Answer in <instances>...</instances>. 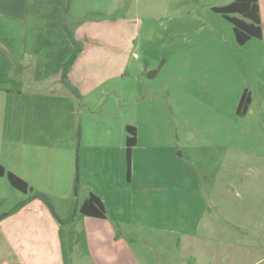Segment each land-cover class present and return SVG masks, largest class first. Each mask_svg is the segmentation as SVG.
Masks as SVG:
<instances>
[{
  "label": "rangeland",
  "instance_id": "1",
  "mask_svg": "<svg viewBox=\"0 0 264 264\" xmlns=\"http://www.w3.org/2000/svg\"><path fill=\"white\" fill-rule=\"evenodd\" d=\"M230 1L71 0L64 20L80 49L67 75L80 95L58 80L59 62L68 61L75 49L61 26L60 16L58 24L54 21L52 29L45 30V40L52 41L46 46L50 49L48 62L40 64L30 77L21 75L20 85L25 89L20 95L21 122L10 125L8 133L13 132L14 137L9 143L2 141L0 127V162L32 183L35 167L60 164L54 157L58 155H52L51 165L41 161V152L65 150L62 142L48 140V137L65 133L67 127L63 125L72 122L74 193H77L86 153L89 155L100 148L106 150L112 140L117 148L125 121L148 124L146 106L141 105L139 97L145 95L156 100L152 103L149 99L148 113L153 116L151 122L164 130L167 124L160 120L166 115L162 99L163 96L166 99L167 94L161 92L171 91L174 98L177 93L179 141L185 143L190 157L188 166L180 168L179 180L198 181L207 170L212 173L203 175L204 181L255 182L257 185L253 188L231 185L227 191L230 198L241 196L243 204L242 207L228 206L231 209L228 228H232L231 223L238 224L237 229L242 226L244 231L253 228L255 236H244L243 240L245 245L253 244L254 248L248 254L245 252L242 260H259L264 264V132H261L264 125L254 122L253 119L262 120L256 110L243 116L236 112L241 82L252 79L251 55L256 51L263 54L264 48L258 37L244 45L238 44L233 23L210 9V5ZM175 6L179 10L174 13ZM212 20H215L212 26L205 24ZM210 31L218 33L219 40L206 37ZM204 54L210 61L202 64ZM155 69L159 72L151 76L150 71ZM26 99L35 103L28 116L34 119V125L22 120L27 116V110L22 109ZM108 129H112V135L107 133ZM216 134L227 143L222 146V151L226 148L222 164L227 168L221 172L220 156L213 147ZM209 135L210 140L205 141ZM37 192L36 188L20 191L7 177H0V215L15 209ZM252 201L256 202L253 206ZM252 209L256 218L251 215ZM257 246L259 253L255 252ZM2 258L4 255L0 253V261Z\"/></svg>",
  "mask_w": 264,
  "mask_h": 264
},
{
  "label": "crops",
  "instance_id": "2",
  "mask_svg": "<svg viewBox=\"0 0 264 264\" xmlns=\"http://www.w3.org/2000/svg\"><path fill=\"white\" fill-rule=\"evenodd\" d=\"M70 2L0 0V127L5 143L14 137L13 132L8 133L10 125L21 122L20 95L25 91L20 85L21 75L30 77L40 64L48 62L50 49L46 46L52 41L45 40V30L52 29V23L56 21L58 24V18L62 16L61 26L67 32L65 26H69L64 18ZM214 6L223 5H210L212 11ZM259 6L263 30L260 39L264 48V0H259ZM178 10L175 6L174 13ZM205 24L212 26L215 20ZM217 34L210 31L206 37L219 40ZM262 53L256 51L251 55L252 79L242 80L240 97L245 90L250 92L252 101L248 111H258L262 120H253L264 125ZM204 56L202 64L210 61ZM35 59L37 62L33 67ZM66 62L60 61L57 68L60 70L58 80L64 86L61 79ZM161 93L167 94L166 99L164 96L162 99V110L166 115L160 120L167 124L164 130L151 122L153 116L148 113V106L156 100L141 95L139 99L141 105L146 106L144 112L148 124L142 126L125 121L124 134L115 145L117 148L112 140L106 150L100 148L89 155L86 153L77 193H74L76 172L72 164L75 149L72 122L63 125V128L67 127L65 133L48 137V140L62 142L65 150L41 152V161L51 165L52 155H58L54 157L60 164L35 167V177L29 179L32 183H28L50 195L53 210L40 198L29 196L19 207L0 215V253L4 255L0 264H260L259 260H242L245 252L248 254L254 248L253 244L245 245L243 237H254L256 231L253 228L244 231L242 226V230L237 229L236 223H231L232 228H228L231 210L228 206L243 205L241 196L238 199L228 196L230 186L253 188L257 184L204 181L202 176L212 173L207 170L201 173L198 181H180V168L188 166L190 157L185 143L179 141L178 96L176 93L174 98L167 90ZM30 101L34 100L22 102V109L27 110V116L22 120L34 125V119L28 117L35 104ZM127 125H133L137 130L130 179L127 178L126 163ZM255 129L258 131L257 127ZM107 133L112 135V129ZM209 137L205 141L210 140ZM191 141L197 147L196 142ZM214 143L221 160V172L227 168L222 164L226 154V148L222 151V146L227 145L226 139L222 140L216 134ZM50 168L53 171H49ZM91 193L103 200L107 209L104 218L80 214V205ZM254 203L252 201L251 206ZM71 214L75 215L71 222L60 220ZM251 215L256 218L254 209ZM255 252L259 253L258 246Z\"/></svg>",
  "mask_w": 264,
  "mask_h": 264
},
{
  "label": "trees",
  "instance_id": "3",
  "mask_svg": "<svg viewBox=\"0 0 264 264\" xmlns=\"http://www.w3.org/2000/svg\"><path fill=\"white\" fill-rule=\"evenodd\" d=\"M213 10L217 13H220L223 15V17L233 23L234 36L238 44L244 45L253 37H262L263 30L259 0H233L232 2L223 6H214ZM65 30L67 31V35L70 38L72 44L75 45V49L71 58L65 63L63 67L61 81L67 87H69L73 93L79 96V91L69 81L67 74L68 69L75 60L76 53L79 51L80 46L79 42L74 38L72 30H70L67 26H65ZM158 71L159 69L152 70L150 71V75L155 76ZM251 101L252 97L250 92L245 90L242 93L237 105V114L240 116L245 115L250 108ZM126 132L127 178L130 179L132 149L137 143V130L135 126L127 125ZM0 176L7 177L11 185L20 191L28 192L29 190H33L26 180L17 175L15 172L8 170L1 162ZM34 196L40 198L53 210L51 198L46 193L39 191ZM19 206L20 204L17 207ZM79 212L82 215L104 218L107 214V209L101 197L95 193H91L80 205ZM74 218L75 215L71 214L66 218H60V220L62 222H71Z\"/></svg>",
  "mask_w": 264,
  "mask_h": 264
}]
</instances>
